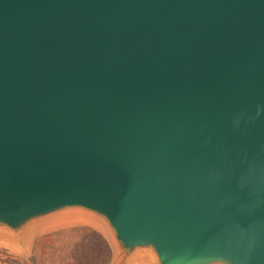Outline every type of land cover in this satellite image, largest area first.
<instances>
[{"label":"water","instance_id":"95a60500","mask_svg":"<svg viewBox=\"0 0 264 264\" xmlns=\"http://www.w3.org/2000/svg\"><path fill=\"white\" fill-rule=\"evenodd\" d=\"M65 209L112 264H264V0H0V227Z\"/></svg>","mask_w":264,"mask_h":264},{"label":"rangeland","instance_id":"374dc122","mask_svg":"<svg viewBox=\"0 0 264 264\" xmlns=\"http://www.w3.org/2000/svg\"><path fill=\"white\" fill-rule=\"evenodd\" d=\"M26 225L17 235L0 227V264H103L108 258L112 264L114 260L108 225L97 215L65 209ZM147 253L136 255L129 264H156Z\"/></svg>","mask_w":264,"mask_h":264},{"label":"trees","instance_id":"16d2710c","mask_svg":"<svg viewBox=\"0 0 264 264\" xmlns=\"http://www.w3.org/2000/svg\"><path fill=\"white\" fill-rule=\"evenodd\" d=\"M98 238H101L99 235H96ZM109 263V258L107 259V261L103 262V264H108Z\"/></svg>","mask_w":264,"mask_h":264}]
</instances>
